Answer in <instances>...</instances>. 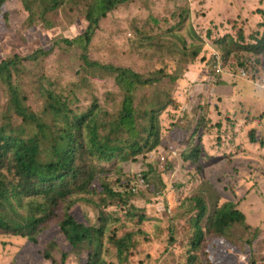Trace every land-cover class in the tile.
Masks as SVG:
<instances>
[{
    "label": "trees",
    "instance_id": "obj_1",
    "mask_svg": "<svg viewBox=\"0 0 264 264\" xmlns=\"http://www.w3.org/2000/svg\"><path fill=\"white\" fill-rule=\"evenodd\" d=\"M134 1L139 2L19 0L28 13L25 27L33 31L37 23L52 29L48 15L65 4L73 5L88 23L82 35L64 40L69 49L79 53V83L86 86L88 77L112 78L121 99L113 113L103 111L97 103L85 110L73 109L69 95L59 93L49 83L45 85L43 78L29 85L25 66L36 65L40 59L50 57L53 44L27 56L12 53L0 61V95L5 99L0 105V238L20 237L37 244L38 236L57 226L72 250L86 252V264H107L105 257L112 253L119 264H131L134 255L145 252L155 238L147 230L145 210L133 203L142 194H133L131 184H127L125 190L110 185L102 177L105 172L102 164L134 162L139 156L154 151L170 156L178 149L189 148L191 142L195 145L188 159L197 163L204 134L212 135V130L217 129L218 142L222 134L238 137L232 122L224 131L218 121L214 127H208L210 114L201 103L197 108L208 117L203 115L193 131L184 125L183 121L188 119L180 117L184 107L175 91L179 80L184 77L181 81H186L192 70H186V65L180 68L178 63L188 64L190 60L189 66L196 64L202 47L188 45L181 35L168 31L163 36L175 41L165 39L168 45L158 44L160 50L156 56L162 66L143 74L123 65H103L89 57L88 48L100 22L118 7ZM151 1L143 0V4L150 6ZM259 14L262 15L260 27L264 29V13ZM151 19L156 25L160 22ZM8 29L5 0H0V34ZM238 30L236 40L227 35L217 43L223 68L233 54L248 53L249 59L238 57L237 72L244 70L253 82H258L250 69L252 62L264 66V32L262 37L254 34L245 37L244 30L239 26ZM189 36L200 40L192 29ZM153 40L160 41V38L157 36L150 42ZM166 57L169 61H165ZM211 71L207 73L211 75ZM166 81L169 89L165 87ZM28 87L42 100L39 113L28 107ZM236 94L235 88L231 95ZM248 119L259 122L264 118L261 115ZM196 135L199 137L195 142ZM246 138L252 144L259 142L264 149L263 126L251 128ZM165 139L172 141L173 148L169 151L162 146ZM186 157L181 153V160L185 161ZM214 196L217 202L213 203ZM239 203L220 199L209 183L179 200L177 212L186 217L191 226L189 249L182 264H221L217 259V245L223 244L235 227L246 226L247 219ZM81 204L95 210L96 226H87L75 219L71 210ZM168 235L173 241L171 231ZM57 249V244L50 242L43 257L52 264H64L68 254L62 253L61 260L57 261L54 256Z\"/></svg>",
    "mask_w": 264,
    "mask_h": 264
},
{
    "label": "rangeland",
    "instance_id": "obj_2",
    "mask_svg": "<svg viewBox=\"0 0 264 264\" xmlns=\"http://www.w3.org/2000/svg\"><path fill=\"white\" fill-rule=\"evenodd\" d=\"M5 4L9 29L0 34V61L12 53L27 56L53 44L54 51L50 57L40 59L36 65L25 66L28 84L33 85L43 78L45 85L49 83L54 90L69 95L73 109L85 110L94 103L108 113L117 109L121 97L112 78L88 77L86 86L79 83V53L69 49L64 40L82 35L88 23L73 5L65 4L48 15L52 29L37 23L33 31L25 27L28 13L19 0H5ZM261 12L264 13V0H152L150 6L139 0L118 7L100 22L88 54L93 61L103 65H123L142 74L161 67L160 58L156 56L160 50L158 44L168 45L165 39L175 41L168 36L163 37L168 31L181 35L194 48L202 47L196 64L189 66L190 60L188 64L178 63L180 68L186 65V70L199 73L190 82L181 81L183 77L177 84L175 95L187 107L180 117L188 119L183 123L193 131L197 121L208 115L197 108L201 103L210 114L208 127H214L218 121L224 131L232 122L233 130L238 134V137L222 134L220 142L217 129L212 130V135L204 134L197 163L188 159L195 145L191 142L189 148L178 149L170 156L154 151L139 156L134 162L102 164L105 170L102 177L110 185L123 190L131 184L134 185L133 194H142L133 203L145 210L147 230L155 238L145 252L134 255L131 264L183 263L184 254L189 249L191 226L188 219L177 212L178 203L187 194L199 191L205 183L214 187L220 199L239 201L240 210L247 219L246 226L235 227L227 240L217 245V259L221 264H264V149L259 142L252 144L246 138L251 128L264 127V119L259 122L248 119L261 115L264 118V66L252 62L250 70L258 82H253L248 72L249 79L242 81L237 75V60L239 56L240 59H249V55L238 51L241 53L229 58L230 65L226 64L224 73L217 75L216 81L211 80L206 69V66L210 69L215 60H220L223 66L217 43L227 35L236 40L238 26L244 30L245 37L251 34L262 37ZM151 18L160 22L156 25ZM190 29L200 40L189 36ZM157 36L160 41L150 42ZM247 41L245 39V43ZM176 56L179 58L178 54ZM165 61H169V57ZM165 87L169 89L167 81ZM231 88H236V95H231ZM27 91L28 107L39 113L42 100L32 93L30 87ZM3 101L5 99L0 95V105ZM193 119L195 121L192 122ZM198 137L196 135L195 142ZM162 144L166 151L173 148L169 139L163 140ZM181 153L187 156L185 161L181 160ZM145 175H148L147 179ZM211 202H217L215 196ZM71 211L79 223L97 225V213L92 207L81 204ZM168 231H171L173 241ZM50 242L57 244L58 249L54 252L57 261L61 260L62 253H67L64 264H86V252L72 250L57 226L38 236L37 244L20 237L0 238V264H52L43 257ZM105 260L107 264H119L115 253L106 256Z\"/></svg>",
    "mask_w": 264,
    "mask_h": 264
},
{
    "label": "built area",
    "instance_id": "obj_3",
    "mask_svg": "<svg viewBox=\"0 0 264 264\" xmlns=\"http://www.w3.org/2000/svg\"><path fill=\"white\" fill-rule=\"evenodd\" d=\"M221 66H222V65H221L220 60H218V61L215 60V61L213 62V64H212L213 71H215L216 73H220V72H222V67H221ZM239 76H240L241 78H243V79H246V78L248 77L246 71H244V70H240V71H239Z\"/></svg>",
    "mask_w": 264,
    "mask_h": 264
},
{
    "label": "clouds",
    "instance_id": "obj_4",
    "mask_svg": "<svg viewBox=\"0 0 264 264\" xmlns=\"http://www.w3.org/2000/svg\"><path fill=\"white\" fill-rule=\"evenodd\" d=\"M221 67H222V72H220V73H216L215 71H213L212 66H211L210 69H209V67L206 66V69H207V70H212V71L210 72L211 75L208 74L209 71H208V73H207V75L211 77V80H213V81L215 80V81H216L215 78L217 77V75H220V74L222 75V74L224 73V68H223V66H221ZM237 75H239V73H238ZM247 78L249 79V77H247ZM241 80H242V81H247V80H244L243 78H241ZM211 82H212V81H211ZM183 107H184L183 112H185L184 110H185L187 107H185V106H183Z\"/></svg>",
    "mask_w": 264,
    "mask_h": 264
},
{
    "label": "crops",
    "instance_id": "obj_5",
    "mask_svg": "<svg viewBox=\"0 0 264 264\" xmlns=\"http://www.w3.org/2000/svg\"><path fill=\"white\" fill-rule=\"evenodd\" d=\"M196 76H197V72H195V71L189 72V75H188V79H187V81L190 82V80L195 79Z\"/></svg>",
    "mask_w": 264,
    "mask_h": 264
}]
</instances>
